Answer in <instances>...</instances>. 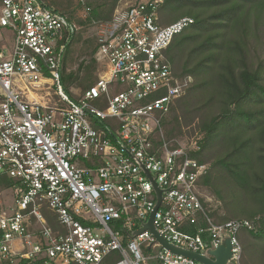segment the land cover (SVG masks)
Returning a JSON list of instances; mask_svg holds the SVG:
<instances>
[{"label":"built area","instance_id":"2783aa9c","mask_svg":"<svg viewBox=\"0 0 264 264\" xmlns=\"http://www.w3.org/2000/svg\"><path fill=\"white\" fill-rule=\"evenodd\" d=\"M100 26L106 71L78 99L62 84L79 26L44 0H0V264H201L136 231L153 217L167 243L200 256L247 221L215 225L220 204L199 187L200 138L166 141L164 117L190 77L164 52L190 18L158 24L163 0H124ZM5 181L10 185L5 186ZM10 194L11 204L4 198ZM50 212L56 227L43 213Z\"/></svg>","mask_w":264,"mask_h":264},{"label":"trees","instance_id":"16d2710c","mask_svg":"<svg viewBox=\"0 0 264 264\" xmlns=\"http://www.w3.org/2000/svg\"><path fill=\"white\" fill-rule=\"evenodd\" d=\"M44 1L84 26L111 22L121 0ZM158 18L162 27L181 18L193 21L164 52L173 74L190 77L192 84L164 117L163 137L200 138L191 157L207 170L198 184L220 204L209 217L215 225L249 222L251 229L236 236L238 264H264V0H163ZM80 41L74 37L62 64L63 89L75 100L72 89L81 96L97 80L92 41H85L81 52L94 46L88 60L66 70ZM43 213L56 227L50 212ZM117 260L112 254L102 264Z\"/></svg>","mask_w":264,"mask_h":264},{"label":"water","instance_id":"95a60500","mask_svg":"<svg viewBox=\"0 0 264 264\" xmlns=\"http://www.w3.org/2000/svg\"><path fill=\"white\" fill-rule=\"evenodd\" d=\"M157 196H158L157 205L155 206L154 211L150 214L147 224H145L141 229L136 231L134 233L135 236L140 234L143 231L148 230L154 235L156 241L164 249L170 251L174 255H180L183 257H187V258L196 260L200 262L201 264H233L231 262L232 247H231L230 239L228 237L222 238L218 244V247L214 250H208L204 256H200L198 254H195V253H192V252L180 249V248H176L173 245L167 243L162 237H160L156 233L153 227V224H152L154 213L159 205V192H157Z\"/></svg>","mask_w":264,"mask_h":264},{"label":"rangeland","instance_id":"374dc122","mask_svg":"<svg viewBox=\"0 0 264 264\" xmlns=\"http://www.w3.org/2000/svg\"><path fill=\"white\" fill-rule=\"evenodd\" d=\"M124 0H121L120 3L118 4V6L122 7L124 5ZM79 17L80 18H84V15L82 13H79ZM78 25V24H77ZM103 25L105 26L104 23H100V24H90V25H78L80 28L76 34V36H80L81 37V41L79 44H76V46H74V50L72 51V59L71 61L68 63L67 67H66V70L67 72H70V71H75L78 67V64L80 62H83V61H87L88 60V55L90 54V52L92 51V49L94 48V46L92 47H89L87 49V52L88 54H83L81 55V52H82V48H83V43L85 41H92L93 44L97 47L98 49V40H99V32H100V26ZM97 52V50H96ZM96 52L93 56L96 64H97V78L98 76L102 75L105 71H106V65L105 63H102V62H98L96 61L95 59V55H96ZM72 94L75 96V97H79L80 98V93L78 90L76 89H72ZM180 142H183L184 140L182 139H179ZM4 200L6 201V203L9 205L11 204V195L8 194ZM241 232V231H240Z\"/></svg>","mask_w":264,"mask_h":264}]
</instances>
